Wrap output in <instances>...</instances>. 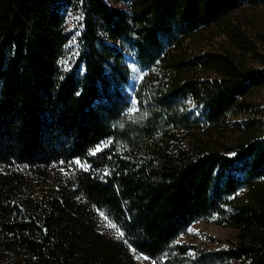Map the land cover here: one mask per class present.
<instances>
[{
	"label": "trees",
	"instance_id": "16d2710c",
	"mask_svg": "<svg viewBox=\"0 0 264 264\" xmlns=\"http://www.w3.org/2000/svg\"><path fill=\"white\" fill-rule=\"evenodd\" d=\"M261 1L139 0L134 17L110 0H0V264H135L131 248L158 264H264V38L235 13ZM142 34L160 105L135 118L127 55L150 60ZM189 96L199 117L176 107ZM200 121L209 140L169 139ZM213 216L229 244L177 242Z\"/></svg>",
	"mask_w": 264,
	"mask_h": 264
},
{
	"label": "rangeland",
	"instance_id": "374dc122",
	"mask_svg": "<svg viewBox=\"0 0 264 264\" xmlns=\"http://www.w3.org/2000/svg\"><path fill=\"white\" fill-rule=\"evenodd\" d=\"M111 4L116 7H121L130 11L134 14V17H137L140 14L137 10V2L139 0H110ZM136 13V14H135ZM239 16H247L255 20L256 28L254 31L250 30L246 26L248 35L253 39L264 38V0L256 3H245L237 10ZM76 17L74 10L68 14L67 22L70 23L72 19ZM139 33L143 30V27L135 21ZM244 25V24H243ZM157 33H161V27L156 29ZM261 34V35H260ZM144 44H147L148 37L146 34H142ZM226 39L225 35L216 37L214 44L212 41L205 44L206 50L212 47L217 46L220 42L223 43ZM155 45H148V52L150 60L142 68L135 61V58L132 53H128L127 62L132 69V104L130 113L135 118H141L142 116L150 115L152 111L155 110L157 105H160V102L155 98H158V94H151V90H147V87L152 85V82H155L157 75L160 73L158 60L154 59L156 53ZM264 101V87H262L258 94L255 97L254 102L259 104ZM162 102V101H161ZM176 107L180 112H192L196 117H199L200 111L197 108V104L190 96L185 97L184 99H176ZM163 103V102H162ZM152 110V111H151ZM246 114L231 112L228 115V120L231 121V124L242 123L246 119ZM208 125L200 121L197 125H191L189 129H182L176 125L172 126L171 134L169 139L172 142H176L179 146H192L196 142L202 140H209L207 138L209 132ZM235 127V126H234ZM232 129V128H231ZM244 191H240L238 195H243ZM234 230L231 226L218 224L216 221V216L211 218L199 219L191 223L190 226L186 228L177 238L178 243H188L199 247L204 251H212L215 249L221 248L229 244L234 238ZM131 254L135 264H158L159 258L149 257L141 252L136 251L131 248ZM225 264H236L235 261H229Z\"/></svg>",
	"mask_w": 264,
	"mask_h": 264
},
{
	"label": "snow or ice",
	"instance_id": "6c2138e0",
	"mask_svg": "<svg viewBox=\"0 0 264 264\" xmlns=\"http://www.w3.org/2000/svg\"><path fill=\"white\" fill-rule=\"evenodd\" d=\"M75 163H76V164H80L81 162H80V161H76Z\"/></svg>",
	"mask_w": 264,
	"mask_h": 264
}]
</instances>
